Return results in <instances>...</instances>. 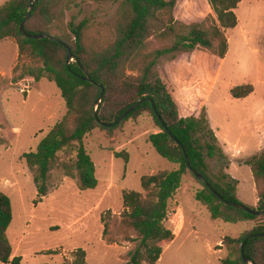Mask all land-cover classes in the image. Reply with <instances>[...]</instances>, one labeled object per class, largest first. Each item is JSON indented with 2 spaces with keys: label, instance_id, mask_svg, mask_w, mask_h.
<instances>
[{
  "label": "rangeland",
  "instance_id": "1",
  "mask_svg": "<svg viewBox=\"0 0 264 264\" xmlns=\"http://www.w3.org/2000/svg\"><path fill=\"white\" fill-rule=\"evenodd\" d=\"M6 1L0 0V5ZM67 2L52 34L71 44L73 37L66 28L67 22L87 18L84 42L88 48L102 49L113 41L121 0ZM181 3L183 18L189 22L208 13L196 11L195 0ZM234 11L237 25L225 30L228 51L216 79L211 81L205 102L208 123L219 127L220 139L224 135L234 137L244 126L250 129L246 116L257 117L256 111L264 113V0H241ZM166 46L167 43L151 39L148 50ZM207 54H167L159 58L156 70L176 84L180 96L189 99L202 93L211 80L203 65ZM29 62L28 57H19L14 39L0 41V190L11 200L12 221L6 235L12 254L31 264L62 262L71 261L74 252L81 248L89 264H125L128 252L137 245V234L121 222L122 192H143L141 176L175 168L147 140L150 133L159 129L152 117L144 113L123 121L112 131L92 130L84 137V144L95 165L96 187L80 189L75 173L67 175L56 166L48 176L46 193L38 195L34 174L22 154L36 148L62 119L66 108L60 90L48 78H15L21 66ZM242 84L253 85V91L243 98L232 97L230 89ZM206 160L212 173L231 176L232 171L241 177L237 194L249 205L253 178L248 165L240 163L239 170L230 171L228 158ZM198 188L200 184L191 174L183 176L181 186L169 201L165 220L173 239L160 243L162 253L156 264H222L221 260L229 254L224 237H239L255 224L212 219L206 207L194 199Z\"/></svg>",
  "mask_w": 264,
  "mask_h": 264
},
{
  "label": "trees",
  "instance_id": "2",
  "mask_svg": "<svg viewBox=\"0 0 264 264\" xmlns=\"http://www.w3.org/2000/svg\"><path fill=\"white\" fill-rule=\"evenodd\" d=\"M32 1L33 8L24 21L25 32L47 33L56 40L34 39L21 34L19 26L25 19L31 0H7L0 5V41L14 39L19 57L30 59L28 64L21 66L15 78L30 76L36 81L48 78L60 90L66 108L65 115L40 139L36 148L22 154L34 174L38 195L46 193L48 176L56 166L67 175L75 173L80 189L95 188V165L85 147L84 137L96 128L112 131L123 121L148 113L159 130L150 133L147 140L155 152L175 164V168L141 176L143 192H122L124 211L121 222L137 234V245L128 252L129 259L125 264H156L159 260L162 253L160 243L173 239L171 229L165 225L169 201L187 173L200 184L194 192V199L206 207L212 219L232 224L255 222L239 237H224L229 254L221 263L244 264L242 243L250 234L264 233V213L253 215L229 206L212 189L227 201L241 203L257 211L264 209V149L244 162L251 170L258 199L256 205H247L237 197L234 178L225 172L212 173L209 169L207 158L224 161L227 157L209 126L205 107L211 81L228 51L225 30L237 25L234 10L241 0H195L196 11L207 10L208 13L191 22L183 18L181 0H121L115 37L98 50L85 45L87 18L67 22L66 28L73 37L71 44L60 35L51 33L52 27L64 14L67 0ZM151 39L168 46L148 50ZM68 48L73 56L69 63L66 62ZM200 51L208 53L203 65L211 80L202 93L187 99L180 96L176 84L159 74L156 65L159 58L167 54L174 56L179 52L194 54ZM17 70L15 67L14 72ZM101 87L103 93L96 105ZM252 91L253 85L242 84L233 86L230 94L234 98H243ZM146 98L149 100L141 102L119 123L108 126L134 103ZM156 113L178 143L169 136ZM186 156L191 169L200 174L205 183L187 167ZM11 221L10 197L0 190V263L31 264L23 262L20 255L12 254L6 235ZM243 255L253 264H264V237L246 240ZM38 264L89 263L85 250L78 248L71 261Z\"/></svg>",
  "mask_w": 264,
  "mask_h": 264
},
{
  "label": "crops",
  "instance_id": "3",
  "mask_svg": "<svg viewBox=\"0 0 264 264\" xmlns=\"http://www.w3.org/2000/svg\"><path fill=\"white\" fill-rule=\"evenodd\" d=\"M256 113H257L256 114L257 117L250 115L246 116V119L251 122V126L249 125L250 129L244 126L238 133L236 131L234 137L231 138H229L227 135H224V138L220 139L219 127H212L209 124L211 129L214 131V134L218 140L219 145L222 147L224 154L231 163L228 168L230 171L239 170L240 163L241 166H247L244 164V162L250 157L259 154L264 149V113L262 115L260 111H256ZM252 121H255V123L252 124ZM236 163L237 165H235ZM230 174L231 177L237 181V186H236V193H237V187H239L240 185L241 177L239 175L237 176L233 175L232 171L230 172ZM252 187H253V197L251 198V200H249L250 201L249 205H256L258 199L256 195L254 180ZM237 197L241 201L238 194Z\"/></svg>",
  "mask_w": 264,
  "mask_h": 264
},
{
  "label": "water",
  "instance_id": "4",
  "mask_svg": "<svg viewBox=\"0 0 264 264\" xmlns=\"http://www.w3.org/2000/svg\"><path fill=\"white\" fill-rule=\"evenodd\" d=\"M33 5H34V1L31 0V3H30V5H29V10H28V12H27V14H26V16H25V19L21 22V24H20V26H19V30H20L21 34H23V35H25V36H27V37H30V38H34V39L49 38V39L56 40L55 38H53L51 35H49V34H47V33H41V34H28V33L25 32V30H24V21L28 18L29 14H30V10L33 8ZM61 44L64 45L65 47H67V45L64 44L63 42H61ZM71 60H73V56H72V54H71V52H70V49L68 48V54H67V57H66V62L69 63V61H71ZM85 78H86L88 81L92 82V80H91L89 77L85 76ZM102 93H103V88L101 87V94H100V96L98 97L97 101L95 102L96 105L100 102ZM146 100H149V99H148V98H146V99H142V100H140V101L134 103V104H133V105H132L127 111H125V112H124V113H123V114H122V115H121V116H120V117H119V118H118L113 124H110V125H108V126L116 125L117 123H119L120 120H122L124 117H126V116H127V115H128L133 109H135V108H136L141 102L146 101ZM153 108H154V106H153ZM154 109H155V108H154ZM156 115H157V118H158L159 122L161 123V125H162V126L166 129V131L168 132L169 136H170L172 139H174V140L178 143L177 139H175V137L170 133V131L168 130V128L166 127L165 123H164L163 120L160 118V116H159L157 113H156ZM185 160H186V165H187V167L193 172V174H194V175H195L200 181H202L203 183H205L204 178H203L200 174H198L196 171H194V170L191 169L190 164H189V160H188L187 156L185 157ZM210 189H212V188L210 187ZM212 191L215 193V195H217V196L219 197V199H221L225 204H227V205H229V206H233V207H235V208H237V209L244 210V211H246V212H248V213H250V214H253V215H260L261 213H264V209H261V210H258V211H257V210H253V209H251V208H249V207H247L246 205H243V204H241V203H235V202L227 201V200L223 199L220 195H218L213 189H212ZM251 237H264V233H260V234H250V235H248V236L246 237V239L243 241L242 246H241V254H242V260H243V263H244V264H253V263L249 262V260L247 259V257H245V256L243 255V248H244L245 242H246V240H248V239L251 238Z\"/></svg>",
  "mask_w": 264,
  "mask_h": 264
}]
</instances>
